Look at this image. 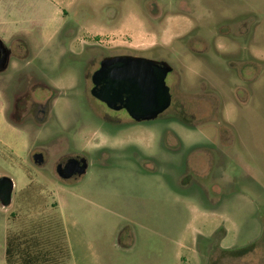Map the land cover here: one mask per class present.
Segmentation results:
<instances>
[{
    "label": "rangeland",
    "instance_id": "374dc122",
    "mask_svg": "<svg viewBox=\"0 0 264 264\" xmlns=\"http://www.w3.org/2000/svg\"><path fill=\"white\" fill-rule=\"evenodd\" d=\"M0 38V264L13 236L45 264H264V0H0ZM123 55L173 67L157 120L91 96Z\"/></svg>",
    "mask_w": 264,
    "mask_h": 264
},
{
    "label": "water",
    "instance_id": "95a60500",
    "mask_svg": "<svg viewBox=\"0 0 264 264\" xmlns=\"http://www.w3.org/2000/svg\"><path fill=\"white\" fill-rule=\"evenodd\" d=\"M11 50L0 39V73L10 63ZM173 67L165 61H156L139 56H111L104 58L99 69L92 76L91 96L104 103L110 110H126L137 123L155 121L172 104V94L166 79ZM34 162L42 165V154L34 156ZM86 158L67 160L58 165L56 173L63 180L87 173ZM15 183L7 176L0 178V206L10 207Z\"/></svg>",
    "mask_w": 264,
    "mask_h": 264
},
{
    "label": "trees",
    "instance_id": "16d2710c",
    "mask_svg": "<svg viewBox=\"0 0 264 264\" xmlns=\"http://www.w3.org/2000/svg\"><path fill=\"white\" fill-rule=\"evenodd\" d=\"M29 244L30 240L26 237L8 238L5 252L7 264H45L54 260V256L50 252L42 250L34 252L29 249ZM66 257L68 256L66 255Z\"/></svg>",
    "mask_w": 264,
    "mask_h": 264
},
{
    "label": "flooded vegetation",
    "instance_id": "af4514ba",
    "mask_svg": "<svg viewBox=\"0 0 264 264\" xmlns=\"http://www.w3.org/2000/svg\"><path fill=\"white\" fill-rule=\"evenodd\" d=\"M173 73V72H172ZM171 73V74H172ZM97 100V99H96ZM99 101V100H98ZM100 102V101H99ZM102 103V102H101ZM103 105H105L104 103H102ZM106 106V105H105ZM107 107V106H106ZM38 110H40L41 112H43V113H45V111L43 110V109H41L39 106L38 107H36ZM108 108V107H107ZM26 110H28L27 112H28V115H29V117H31V105H29L27 108H25ZM109 109V108H108ZM113 111V110H112ZM122 111H124L127 115H128V113L126 112V110H124V109H122V110H120V112H122ZM116 112V111H115ZM129 116V115H128ZM130 117V116H129ZM33 118H35L34 116H33ZM131 118V117H130ZM132 121H134V120H132ZM135 122V121H134ZM47 153H48V150H47ZM37 154H42L43 155V158H44V162H43V164L45 163V152H42V151H38V152H36L34 155H33V160H34V156L35 155H37ZM68 155V154H67ZM71 158H76V159H81V158H85V157H81V156H79V155H75V156H69L68 158H66V160H63V161H60V162H58V164H57V166L58 165H65V163L67 162V160H69V159H71ZM87 159V158H86ZM88 161V160H87ZM89 163V162H88ZM57 166H56V168H57ZM88 170H89V168H88ZM88 170H87V172H88ZM57 174V173H56ZM87 174V173H86ZM85 174V175H86ZM85 175H82V176H78V175H75V176H73L71 179H68V180H63V179H61L60 178V180H62V181H65V182H67V181H71V180H78V179H81L83 176H85ZM58 176V175H57Z\"/></svg>",
    "mask_w": 264,
    "mask_h": 264
},
{
    "label": "crops",
    "instance_id": "0c3cea01",
    "mask_svg": "<svg viewBox=\"0 0 264 264\" xmlns=\"http://www.w3.org/2000/svg\"><path fill=\"white\" fill-rule=\"evenodd\" d=\"M1 39V38H0ZM2 40V39H1ZM12 52V51H11ZM12 55V54H11Z\"/></svg>",
    "mask_w": 264,
    "mask_h": 264
}]
</instances>
